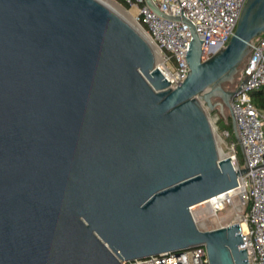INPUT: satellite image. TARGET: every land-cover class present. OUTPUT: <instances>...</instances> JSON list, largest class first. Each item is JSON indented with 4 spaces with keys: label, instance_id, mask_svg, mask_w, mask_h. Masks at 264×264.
<instances>
[{
    "label": "water",
    "instance_id": "95a60500",
    "mask_svg": "<svg viewBox=\"0 0 264 264\" xmlns=\"http://www.w3.org/2000/svg\"><path fill=\"white\" fill-rule=\"evenodd\" d=\"M146 2L191 28L175 88L100 1L0 0V264H122L199 244L210 264H249L238 223L200 231L190 208L248 171L223 156L209 113L240 143L226 84L264 33V0H247L206 61L189 20Z\"/></svg>",
    "mask_w": 264,
    "mask_h": 264
},
{
    "label": "built area",
    "instance_id": "2783aa9c",
    "mask_svg": "<svg viewBox=\"0 0 264 264\" xmlns=\"http://www.w3.org/2000/svg\"><path fill=\"white\" fill-rule=\"evenodd\" d=\"M123 1L129 5L128 10H136L135 24L158 51L160 61L157 67L175 88L189 73L187 55L193 38L190 26L182 19L169 20L158 15L146 0ZM152 2L162 13L186 18L192 23L202 41V61H206L227 46L247 0ZM252 45L238 83L232 88L235 92L232 109L240 143L231 140L227 129L221 128V134L216 132L223 156L231 158L237 171L246 162L248 171L239 176L236 189L192 206L190 212L200 231L238 223L243 237L242 248L247 249L249 264H264V110L259 109L251 97L252 92L264 87V33L254 39ZM215 121H220V117ZM240 146L243 148V163L239 156ZM122 264H210V260L206 245L199 244L179 252H165L123 261Z\"/></svg>",
    "mask_w": 264,
    "mask_h": 264
},
{
    "label": "trees",
    "instance_id": "16d2710c",
    "mask_svg": "<svg viewBox=\"0 0 264 264\" xmlns=\"http://www.w3.org/2000/svg\"><path fill=\"white\" fill-rule=\"evenodd\" d=\"M117 1L125 8V10L129 9V5L124 3L123 0H117ZM251 97H252L253 103L259 109L264 110V87L261 90L252 92ZM219 122L221 123L222 128L227 129V130L230 131L231 140L237 141L236 138H235V135L233 133L231 118H228L227 120H225L224 118H221ZM239 156H240L241 163H243V158H242L240 150H239Z\"/></svg>",
    "mask_w": 264,
    "mask_h": 264
},
{
    "label": "bare ground",
    "instance_id": "6f19581e",
    "mask_svg": "<svg viewBox=\"0 0 264 264\" xmlns=\"http://www.w3.org/2000/svg\"><path fill=\"white\" fill-rule=\"evenodd\" d=\"M101 3H103L104 5H106L108 8H110L111 10H113L114 12H116L117 14H119L120 16H122L128 23H130L133 27H135L138 31H140L145 38H147L146 34L143 32V30H141L136 24H135V16H136V10L135 9H131L128 10L127 12H125L123 10V8H121L118 4L114 3L112 0H98ZM148 40V38H147ZM151 44V43H150ZM154 52H155V56H156V64L159 63V58L160 55L158 53V51L156 50V48L152 45Z\"/></svg>",
    "mask_w": 264,
    "mask_h": 264
},
{
    "label": "rangeland",
    "instance_id": "374dc122",
    "mask_svg": "<svg viewBox=\"0 0 264 264\" xmlns=\"http://www.w3.org/2000/svg\"><path fill=\"white\" fill-rule=\"evenodd\" d=\"M114 3H116V4H118L121 8H123V10L125 11V12H127L126 10H125V8L117 1V0H112ZM240 73H241V71L239 72V74H238V76H237V81L239 80V76H240ZM238 83V82H237ZM236 83V84H237ZM236 84H234V85H229V84H226V87H228V88H234V86L236 85ZM210 114V119H211V121L213 122V124H214V126H215V128H216V132L218 133V134H221V128H222V125H221V123L219 122V121H215L216 119H217V117H220V119L221 118H223L221 115H220V113L217 111V110H215V111H213V112H210L209 113ZM225 116L226 117H228L229 116V111L228 110H225ZM215 122V123H214ZM236 214V213H235Z\"/></svg>",
    "mask_w": 264,
    "mask_h": 264
},
{
    "label": "crops",
    "instance_id": "0c3cea01",
    "mask_svg": "<svg viewBox=\"0 0 264 264\" xmlns=\"http://www.w3.org/2000/svg\"><path fill=\"white\" fill-rule=\"evenodd\" d=\"M240 152H241V149H240ZM241 155H242V158H243V154H242V152H241Z\"/></svg>",
    "mask_w": 264,
    "mask_h": 264
}]
</instances>
